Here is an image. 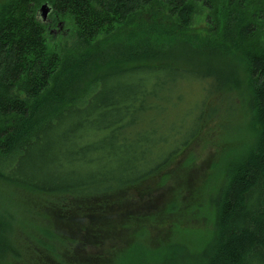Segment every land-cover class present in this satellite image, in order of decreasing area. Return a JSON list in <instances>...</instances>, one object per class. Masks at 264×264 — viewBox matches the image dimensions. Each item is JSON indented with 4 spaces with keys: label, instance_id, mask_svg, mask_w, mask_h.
<instances>
[{
    "label": "trees",
    "instance_id": "16d2710c",
    "mask_svg": "<svg viewBox=\"0 0 264 264\" xmlns=\"http://www.w3.org/2000/svg\"><path fill=\"white\" fill-rule=\"evenodd\" d=\"M42 3L71 26L59 43L37 17ZM198 6L205 22L193 29ZM233 91L246 92L255 149L228 164L208 241L172 264H264V0H4L0 180L87 198L133 188ZM2 217L0 258L16 256ZM150 256L167 263L163 249Z\"/></svg>",
    "mask_w": 264,
    "mask_h": 264
},
{
    "label": "rangeland",
    "instance_id": "374dc122",
    "mask_svg": "<svg viewBox=\"0 0 264 264\" xmlns=\"http://www.w3.org/2000/svg\"><path fill=\"white\" fill-rule=\"evenodd\" d=\"M60 20L50 11L43 21L50 43L70 33V24ZM204 22L205 10L198 6L193 29ZM244 99L246 92L216 95L212 114L187 148L133 188L87 198L39 194L0 180V213L17 251L0 264H164L150 256L157 249L172 264L182 259L180 247L194 255L208 241L202 235L212 229L211 198L228 164L255 149L259 129L248 123Z\"/></svg>",
    "mask_w": 264,
    "mask_h": 264
},
{
    "label": "water",
    "instance_id": "95a60500",
    "mask_svg": "<svg viewBox=\"0 0 264 264\" xmlns=\"http://www.w3.org/2000/svg\"><path fill=\"white\" fill-rule=\"evenodd\" d=\"M52 11V6L48 3H42L37 10V17L39 18V14L41 15V21H45L47 18V14Z\"/></svg>",
    "mask_w": 264,
    "mask_h": 264
},
{
    "label": "flooded vegetation",
    "instance_id": "af4514ba",
    "mask_svg": "<svg viewBox=\"0 0 264 264\" xmlns=\"http://www.w3.org/2000/svg\"><path fill=\"white\" fill-rule=\"evenodd\" d=\"M96 254H101V253H97V252H94L93 255H96Z\"/></svg>",
    "mask_w": 264,
    "mask_h": 264
}]
</instances>
